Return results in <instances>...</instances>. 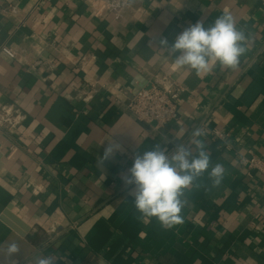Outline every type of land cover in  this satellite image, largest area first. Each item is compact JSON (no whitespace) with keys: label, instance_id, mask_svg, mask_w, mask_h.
<instances>
[{"label":"crops","instance_id":"0c3cea01","mask_svg":"<svg viewBox=\"0 0 264 264\" xmlns=\"http://www.w3.org/2000/svg\"><path fill=\"white\" fill-rule=\"evenodd\" d=\"M224 12L250 38L239 66L177 68L160 40ZM171 83L176 120L156 126L128 110L137 90ZM6 108L0 259L16 241L15 264H264V179L239 162L264 151V0H0ZM198 128L224 180L212 187L206 172L185 190L180 225L139 219L123 179L134 157L157 143L195 153ZM111 141L121 149L101 163Z\"/></svg>","mask_w":264,"mask_h":264},{"label":"clouds","instance_id":"9594fccd","mask_svg":"<svg viewBox=\"0 0 264 264\" xmlns=\"http://www.w3.org/2000/svg\"><path fill=\"white\" fill-rule=\"evenodd\" d=\"M249 40L244 30L237 27L235 18L224 12L208 27L198 21L184 29L171 45L166 38L159 43L169 56L175 57L173 62L177 68L194 71L199 77L210 73L217 64L221 68L236 69L247 51ZM202 135L203 130L199 128L192 134L189 145L195 146V153L184 144H176L170 151L157 143L134 157L133 165L123 179L126 185H131L129 195L134 198L139 219L150 221L155 218L163 229H171L184 222L181 213L188 203L184 198L185 190L206 172L211 186H220L226 169L221 163L213 166L210 152L198 139ZM120 149L118 143L109 142L100 157L101 163ZM19 252L16 241L7 243L3 246L0 264H15L13 258ZM33 264H56V259L53 255H39L33 258Z\"/></svg>","mask_w":264,"mask_h":264},{"label":"built area","instance_id":"2783aa9c","mask_svg":"<svg viewBox=\"0 0 264 264\" xmlns=\"http://www.w3.org/2000/svg\"><path fill=\"white\" fill-rule=\"evenodd\" d=\"M1 51L9 57H14V53L8 47H2ZM181 87L177 84L167 86L151 85L147 88L137 90L131 101L128 103V110L136 119L145 123H153L156 126H163L174 121L178 117V110L174 97ZM13 113L6 108L0 112V127L12 123ZM214 137L223 139L219 131L212 132ZM239 162L247 170H255L264 179V151L260 156H242Z\"/></svg>","mask_w":264,"mask_h":264}]
</instances>
